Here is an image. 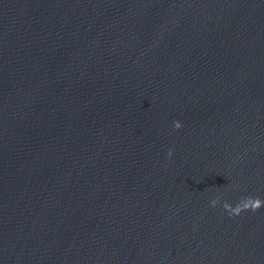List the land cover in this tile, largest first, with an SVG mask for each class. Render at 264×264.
<instances>
[{
    "label": "water",
    "instance_id": "1",
    "mask_svg": "<svg viewBox=\"0 0 264 264\" xmlns=\"http://www.w3.org/2000/svg\"><path fill=\"white\" fill-rule=\"evenodd\" d=\"M247 196L264 0H0V264H264Z\"/></svg>",
    "mask_w": 264,
    "mask_h": 264
},
{
    "label": "clouds",
    "instance_id": "2",
    "mask_svg": "<svg viewBox=\"0 0 264 264\" xmlns=\"http://www.w3.org/2000/svg\"><path fill=\"white\" fill-rule=\"evenodd\" d=\"M182 124L180 121H174V128L180 129ZM172 150H169V157L172 156ZM220 203V198L216 197L211 201L213 207L217 206ZM222 207L230 216H239L245 211H258L261 207H264V200L259 197L247 196L242 198L235 206H233L228 201H224Z\"/></svg>",
    "mask_w": 264,
    "mask_h": 264
}]
</instances>
